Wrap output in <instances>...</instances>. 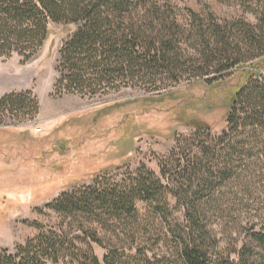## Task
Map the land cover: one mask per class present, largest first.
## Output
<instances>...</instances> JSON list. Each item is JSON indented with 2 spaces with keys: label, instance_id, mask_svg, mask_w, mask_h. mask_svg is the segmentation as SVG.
<instances>
[{
  "label": "trees",
  "instance_id": "1",
  "mask_svg": "<svg viewBox=\"0 0 264 264\" xmlns=\"http://www.w3.org/2000/svg\"><path fill=\"white\" fill-rule=\"evenodd\" d=\"M239 7L254 21L190 8L182 17L169 0H0V58L27 63L51 24L76 26L59 53L57 98L243 78L221 133L195 121L159 175L143 164L134 177L62 194L49 206L55 226L37 224L14 253L0 250V264H264V0ZM39 112L30 91L0 95V118Z\"/></svg>",
  "mask_w": 264,
  "mask_h": 264
},
{
  "label": "rangeland",
  "instance_id": "2",
  "mask_svg": "<svg viewBox=\"0 0 264 264\" xmlns=\"http://www.w3.org/2000/svg\"><path fill=\"white\" fill-rule=\"evenodd\" d=\"M169 2L182 17L190 8L211 11L220 20L254 21L243 13L240 0ZM75 29L51 24L41 52L27 63L18 56L0 58V95L30 91L40 104L34 119L0 118V250L14 253L38 235L37 224L54 227L57 218L49 206L64 193L93 186L98 179L134 177L143 164L159 175L160 161L178 139L196 133L193 122L221 133L232 90L243 81L233 73L211 86L194 80L156 93L137 86L96 98H57L59 53ZM137 206L144 214L146 205ZM214 230L225 238L223 225ZM95 253L102 260L106 252L95 246Z\"/></svg>",
  "mask_w": 264,
  "mask_h": 264
}]
</instances>
